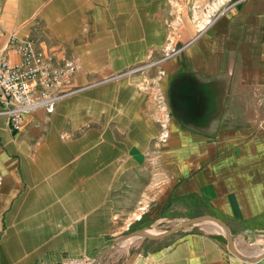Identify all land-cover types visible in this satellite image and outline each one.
<instances>
[{"label":"crops","instance_id":"0c3cea01","mask_svg":"<svg viewBox=\"0 0 264 264\" xmlns=\"http://www.w3.org/2000/svg\"><path fill=\"white\" fill-rule=\"evenodd\" d=\"M228 2L0 0V58L19 60L11 35L35 39L76 68L60 90H77L18 131L0 117V264L93 261L189 215L262 254L264 0ZM225 238L204 222L119 264H264Z\"/></svg>","mask_w":264,"mask_h":264},{"label":"built area","instance_id":"2783aa9c","mask_svg":"<svg viewBox=\"0 0 264 264\" xmlns=\"http://www.w3.org/2000/svg\"><path fill=\"white\" fill-rule=\"evenodd\" d=\"M8 46L18 53L19 60L12 62L0 58V117L7 119L12 131H18L25 115L31 111L51 110L57 101L77 92L57 93V89L75 74L76 68L72 64L57 65L54 57L41 49L35 39H18L11 35Z\"/></svg>","mask_w":264,"mask_h":264},{"label":"water","instance_id":"95a60500","mask_svg":"<svg viewBox=\"0 0 264 264\" xmlns=\"http://www.w3.org/2000/svg\"><path fill=\"white\" fill-rule=\"evenodd\" d=\"M204 222L213 223L219 227L221 232H223L225 237H226L230 252L235 257H237L239 260H241L243 262H256V261H259L261 259H264V250H263L262 254L256 258L248 259V258L243 257L237 251V249L235 247L234 239H233L232 234L230 232V229L223 220L216 218L214 216H198L195 218H190V219L181 221V222L177 223L176 225H174L173 227H171L170 229H168L164 232H161V233H155V232H150V231H146V230H136L133 232H129L125 235H122L120 237H117L111 242L110 245H108L105 249H103L100 252V254L97 256V258L93 261V264H101L102 260L104 259V257L109 252L114 251L121 243H123L125 241H129L130 239L142 238V239H147V240H161V239H164V238H167V237L173 235L174 233H176L178 231L184 230L188 227H191L193 225H197L200 223H204Z\"/></svg>","mask_w":264,"mask_h":264},{"label":"rangeland","instance_id":"374dc122","mask_svg":"<svg viewBox=\"0 0 264 264\" xmlns=\"http://www.w3.org/2000/svg\"><path fill=\"white\" fill-rule=\"evenodd\" d=\"M233 1V0H232ZM229 2H231V0H229ZM228 2V3H229ZM227 3V4H228ZM227 4H224V6L225 5H227ZM27 39H32V38H27ZM38 44V43H37ZM42 49V48H41ZM47 52V51H46ZM50 55H52L53 57H54V54L52 53V52H48ZM166 55V54H165ZM164 57V55L162 56V58ZM154 60V59H153ZM152 59L151 60H148L147 62H145V63H143V64H141V65H139L138 67H135V68H133L132 70H130L129 72H131V71H134V70H136L137 68H139V67H143V66H146V65H148V64H151V63H153L152 61H153ZM155 62V61H154ZM63 65V64H62ZM155 66V65H154ZM138 72H140V71H138ZM76 73V72H75ZM109 78H105V79H102V80H100L101 82L102 81H107ZM65 83H67V82H65ZM98 83H100V82H98ZM64 84V83H63ZM62 84V85H63ZM61 85V86H62ZM61 86L57 89V93H65V92H68V91H61L60 90V88H61ZM70 91H73V90H70ZM39 109V108H38ZM43 109H45V108H43ZM36 110V109H35ZM34 111V110H33ZM32 112V111H31ZM1 182H2V180H1V173H0V204H1V201H2V199H3V196H2V184H1ZM191 215H189V216H187L188 217V219H190L191 217H190ZM184 221V220H183ZM179 223V222H178ZM177 224V223H176ZM176 224H174V225H176ZM171 226V224L169 225L168 223H164L163 225H160V226H158L157 228H154V229H152V230H150V232H155V233H161V232H164V231H166V230H168V227H170ZM173 227V226H172ZM170 229V228H169ZM133 232V231H132ZM226 239V238H225ZM140 240H142V238H133V239H130L129 241H125V242H123V243H121L114 251H112V252H109L105 257H104V259L108 262V264H119V263H121L122 261H124L125 259H127V257H128V255H129V249H128V246H130V245H132V244H135L136 242H138V241H140ZM103 259V260H104ZM103 260H102V262H103ZM94 261V260H93ZM93 261H85V262H75L76 264H93ZM102 262H101V264H102ZM64 264H72V263H64Z\"/></svg>","mask_w":264,"mask_h":264},{"label":"bare ground","instance_id":"6f19581e","mask_svg":"<svg viewBox=\"0 0 264 264\" xmlns=\"http://www.w3.org/2000/svg\"><path fill=\"white\" fill-rule=\"evenodd\" d=\"M211 224V223H210ZM213 224V223H212Z\"/></svg>","mask_w":264,"mask_h":264}]
</instances>
